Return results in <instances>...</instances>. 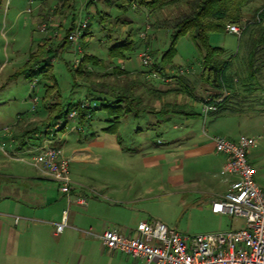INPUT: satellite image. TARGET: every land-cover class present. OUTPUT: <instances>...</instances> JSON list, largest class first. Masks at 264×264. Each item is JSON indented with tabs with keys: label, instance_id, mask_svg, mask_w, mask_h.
<instances>
[{
	"label": "rangeland",
	"instance_id": "1",
	"mask_svg": "<svg viewBox=\"0 0 264 264\" xmlns=\"http://www.w3.org/2000/svg\"><path fill=\"white\" fill-rule=\"evenodd\" d=\"M143 1L145 2V0H129L124 9L121 7V0H74L71 9H65V12L62 11L63 13L59 16L55 14V10L51 9L57 0H0V182L6 180L1 176L7 173L9 167H18L21 171L35 173L31 166L9 158L13 155L25 159L30 157L24 150L18 148V143L13 140V135L27 132L36 126L41 128L39 125L45 118V108L48 105L56 103L60 107H65L77 104L78 101H84L86 88L81 82L83 77L77 78L78 85L73 87L72 73L69 72V69L77 68L81 56H93L109 63V48L116 42L123 41L129 32L132 46L124 54L125 68L133 71L141 69L142 72H148V69L143 68L138 60V55L145 49L150 53L154 63H160L162 55L169 49L171 35L170 30L163 24H167V21L185 11L188 0H160L158 5H153V9ZM263 3L264 0H253L248 4L243 10L241 25L250 22L254 12ZM41 5H43V9H40ZM92 7L96 8L97 13H102L104 18L102 22L98 21L96 14L91 13ZM71 18L74 19L75 27L83 22H86V26L88 25V34L86 38L77 40V48L68 39L69 43L63 47L61 45L66 36V30L72 23L69 22ZM49 22L52 24H48ZM141 33L146 34L143 40L139 36ZM209 43L211 46L223 49L222 59L226 62L229 61L226 74L236 79V82L226 91L221 89L216 95L225 98L222 107L226 106L227 109L225 108L224 111L229 112V115L218 117L214 122L208 124V122L205 123L208 115L204 119L201 114L202 117H198L192 130H195L198 135L205 132L207 135L220 133L229 138L240 135L259 137L258 147L251 149L248 157L259 171L264 173V66L261 67L260 75L257 77L261 90L245 92L238 82L243 71V67L240 66L241 40L226 32H215L210 35ZM31 54H34L31 61L38 65H44L45 61L49 62V75L53 81L43 80L42 77L32 79L20 74L28 66ZM173 54V67H165L160 75L161 81H174L175 83L171 84H174L176 92L166 97L168 102L177 99V89L180 88L181 82L175 80L174 76L180 70L184 71L181 76L188 77L185 82L183 80V83L187 85L190 96L202 97L205 89H212L205 86L200 77L202 54L195 43L187 36L181 37L174 46ZM116 64L122 68L121 61H117ZM88 66L94 75L95 72H103L101 69ZM189 69L193 78L186 76L185 70ZM110 70L108 71L111 72ZM137 75L138 73L135 76ZM90 78L91 81L95 79L93 76H89L87 79L90 80ZM130 78L133 79V76L131 75ZM123 79V77L119 78V82H123ZM105 81L112 84L116 79L110 77ZM141 82L143 86L136 89L135 95L141 96L143 105L150 109L156 99L147 92L150 82L146 78ZM53 84L56 89L49 98H46V87L53 86ZM35 97L37 102L34 104L35 108L32 109V99ZM182 98L186 99V96L182 95ZM199 107L193 109L195 113L199 112ZM97 113L95 117L106 119L104 113ZM216 113L221 114L222 110H218ZM159 119L160 115L148 112L137 116L132 113L124 114L116 128L120 144L122 145V140L123 142L124 140L134 141L136 135L139 134L136 139L140 143L164 149L168 146L169 138L168 134H164L161 129L156 128V122ZM174 122H169L167 127L172 132L170 133L171 138L177 139L176 135H179V139L182 137L185 127L181 125V122L176 121L175 125L180 129L172 131L171 127ZM97 124H99L98 127L105 125L103 121H99ZM79 127L74 119L68 121L64 130L58 133L54 143L57 142L56 144H59L64 151V148L66 149L74 143L76 136L80 133L76 131L70 133V129ZM65 131L66 140L69 141L67 144L62 138ZM41 136L33 135V139L37 140ZM35 149V147L31 148L33 154L38 153V150ZM129 158L119 155L113 157L112 160L115 161L117 167H122L120 174L124 184L129 179L137 183L134 184L133 189L126 190L124 189L126 185L123 184L122 193L119 195L105 193L97 194L96 198L88 196L89 201L95 200L100 205L90 212L91 214L84 212L83 208L71 206L69 223H72L73 217L76 220L74 226L77 229L90 231L93 235L101 233L105 228L117 231L116 228L121 225L122 227H134L138 222H160L169 229L190 236L224 232L242 227L243 222L240 219L213 215L210 212L208 205L212 198L211 194L215 193L213 190L219 188L215 184H208L210 177L204 174L205 161L191 160L189 165V168L192 169L190 181L187 184L172 185L162 184L163 174L157 170L148 173L142 169L133 177H126L123 170L128 165ZM74 173L75 170L72 169L70 179L73 178ZM98 174L100 178L107 177L105 171H99ZM150 181L154 184H149ZM115 199H118L119 203L112 202ZM72 212L82 215L84 218L73 216L75 214ZM66 229L68 228L66 227Z\"/></svg>",
	"mask_w": 264,
	"mask_h": 264
},
{
	"label": "crops",
	"instance_id": "2",
	"mask_svg": "<svg viewBox=\"0 0 264 264\" xmlns=\"http://www.w3.org/2000/svg\"><path fill=\"white\" fill-rule=\"evenodd\" d=\"M72 4L73 2L67 10L71 9ZM41 8L43 9V5ZM51 9L55 12L63 10L61 0H57ZM91 13L97 15L95 7L91 8ZM72 20L74 22L73 18L69 22ZM48 24L51 25L52 22ZM121 62L122 69L125 70L124 61ZM125 71L133 78H136L137 73L142 72L141 69L138 71L126 69ZM134 72L137 73L133 74ZM186 76L193 78L191 70L186 71ZM145 78L150 82L149 89H147L150 92L149 95L156 99L148 113L160 115V119L156 122V128L161 129L164 134H168V146L162 150L149 147L148 144L140 143L136 139L139 134L136 135L134 141L124 140L123 142L122 140L121 145L117 131L106 132L103 130L105 125L98 127L97 123L104 119L95 117L98 114L96 113L89 130L80 128L78 124L80 129H70V133L75 131L80 133L76 136L73 144L64 148V154L69 160V175L72 169L75 170L73 178H71L73 186L69 202L66 196L59 191L54 181L35 169V173L32 174L29 171H21L18 167H9L7 173L1 176L6 180L0 182V264H130V258L105 249L97 238L86 236V230L77 229L74 226L76 220L73 217L72 223L68 222L71 206L83 208L84 212L90 213L100 205L95 200L89 201L88 196L96 198L97 194L105 193L119 195L122 193V186L126 185L124 189L130 190L133 189L134 184H137L132 179H129L125 184L122 182L120 174L122 167H117L115 161L112 160L113 157L119 155L130 157L128 165L123 170L126 177H133L142 169L148 173L157 170L163 174L162 184L172 185L187 184L190 181L192 169L189 168V165L191 160L205 161L204 174L210 177L208 184H215L219 188L213 190L215 193L211 194L209 209L212 201L226 192L233 179L223 172L225 158L214 151L213 143L209 139L213 135H204L203 132H201L202 135H198L195 130H192L198 117H202V100L206 97L216 96L219 94V90L205 89L202 97L194 98L189 95V89H185L182 80H179L181 83L179 84L180 88L177 89V99L168 102L166 97L176 92L173 87L174 81L163 82L161 79H150L147 75ZM185 79L188 77L184 78V81ZM172 82L174 84H171ZM182 95L186 96V99H183ZM197 106H200L199 112L195 113L193 109ZM225 108L226 106H221L210 113V117L208 115L205 123L210 124L218 117L229 115V112L224 111ZM218 110H222V113H216ZM96 120L98 121L95 122ZM172 121L181 122V125L185 127L181 138L178 139L180 136L176 135L178 140L175 137L171 138L170 133L172 132L167 127L168 123ZM175 122L171 127L172 131L180 129V127H176ZM138 133H140L139 130ZM214 135L229 138L220 133ZM62 136L67 144L69 141L66 140V131ZM45 140L46 138L36 142L35 150H38ZM26 150H31V147L24 149V152L28 154ZM140 154L141 157H139ZM9 158L19 161L16 160L15 155L9 156ZM99 171L107 172V177L100 178ZM152 183V181L149 182V184ZM75 196L87 198L85 199L86 205H76L73 202ZM112 202L117 204L119 200L115 199ZM66 210L68 212L66 226L68 229L65 227L60 234H56L55 224L61 222L62 212ZM72 213L75 214L73 216L84 218L75 212ZM135 227H122L121 225L116 229L120 234L132 235ZM106 230L108 228L103 229L95 236L101 235Z\"/></svg>",
	"mask_w": 264,
	"mask_h": 264
},
{
	"label": "built area",
	"instance_id": "3",
	"mask_svg": "<svg viewBox=\"0 0 264 264\" xmlns=\"http://www.w3.org/2000/svg\"><path fill=\"white\" fill-rule=\"evenodd\" d=\"M85 28L86 22H83L68 35L67 39L71 44L74 43V47L77 48V40ZM226 33L239 38L241 29L228 25ZM139 36L143 40L146 34L141 33ZM138 60L143 68L148 69V78L160 79L162 74L151 70L154 62L147 49L138 55ZM183 73L180 70L175 76ZM221 100L212 97L202 100L201 112L204 119L216 110V105ZM36 102L35 97L32 99V109ZM95 106L94 103L82 101L80 108ZM77 115L78 112L74 109L65 119L54 123L48 129V138L39 147L37 154L26 150L30 155L28 159L16 158L54 181L68 202L71 200L73 186L69 175V160L63 148L54 141L68 121H76ZM203 134L207 135L205 132ZM209 139L214 151L225 158L223 172L233 179L226 192L212 201L210 210L214 215L242 220V227L190 236L169 229L160 222H139L132 235L108 229L98 236L86 231V236L97 238L105 249L130 258V264H264V173L248 157L249 151L258 147L260 138L240 135L229 139L213 135ZM73 202L78 206L86 205V200L80 196H75ZM67 214V210L63 211L61 222L55 224L56 234H60L67 226Z\"/></svg>",
	"mask_w": 264,
	"mask_h": 264
},
{
	"label": "trees",
	"instance_id": "4",
	"mask_svg": "<svg viewBox=\"0 0 264 264\" xmlns=\"http://www.w3.org/2000/svg\"><path fill=\"white\" fill-rule=\"evenodd\" d=\"M174 1V0H170ZM253 0H188L186 2V10L180 12L175 18L167 21L163 24L165 28L171 32L169 49L165 52L160 60V63H154L151 70L162 74L165 67H173V50L176 42L181 37H188L193 43H195L202 54L201 65L202 71L200 77L202 82L215 89V90H227L231 85H235L236 79L227 75L226 71L229 67V61H224L222 56L224 51L220 47L211 46L209 43V37L215 32H226L228 25H235L241 29L240 54L243 71L239 78V83L245 92H254L261 90L258 82V76L260 75V69L264 66V3L259 9H257L250 22L242 24L243 10ZM63 10L56 11V14L68 9L73 0H61ZM144 2V1H143ZM160 0H145V4L153 9V5L159 4ZM129 0H121V7L126 8ZM107 16L106 14H103ZM99 22L104 20L102 13H97ZM74 23L70 24L66 30V36L62 41V47L69 43L67 36L75 29ZM88 25L83 29L80 38L84 39L87 36ZM132 40L131 35L128 32L126 38L121 42H116L109 48V63L104 62L101 59L93 56H81L77 68L74 70L69 69L72 73L73 87L78 85L77 78H82L81 82L86 88V97L84 101L89 104H96L94 108L81 109L80 105L82 101H78L77 104L67 105L60 107L59 104L53 103L45 108V118L42 120L41 128L36 126L27 132H23L19 135H13V140L18 144L20 150L32 148L34 143L44 138H48V129L54 125L58 120L65 119L72 110H77L78 115L77 124L86 130L91 128V122L97 112L105 114L106 119L103 120L106 132H115L120 123V119L124 114L132 113L134 115L146 113L150 111L147 106L143 105V98L135 95L136 89L142 87V81L145 80V75L148 72L139 73L136 78H130L128 72L123 70L119 66L117 61L125 60L124 54L131 48ZM150 54V53H149ZM34 54L30 55V61L26 69L21 71L20 74L26 75V77L37 79L42 77L43 80L53 81L50 77V64L45 61L44 65H38L36 62H32ZM116 62V63H114ZM90 65L93 68L101 69L103 72H95V75L89 68ZM110 67V68H109ZM111 69L109 72L108 70ZM187 71V70H185ZM190 71V69L188 70ZM109 72V73H108ZM184 74V73H183ZM94 77L91 81L87 78ZM113 77L116 79L112 84H109L107 79ZM123 77V82H119V78ZM176 80H184L183 76H174ZM185 82V81H184ZM185 84V83H184ZM185 89L188 90L185 84ZM46 98L50 97L56 87L53 84L46 87ZM148 94L150 92L147 90ZM213 99L221 98V102L216 105L220 108L225 101V98L219 96L212 97ZM98 102V103H97ZM215 110V111H216ZM89 116V117H88ZM64 128H62L63 131ZM42 133V134H40ZM40 138L33 139V135ZM44 137V138H43ZM33 139V140H32ZM32 140V141H31ZM35 141V142H34Z\"/></svg>",
	"mask_w": 264,
	"mask_h": 264
}]
</instances>
